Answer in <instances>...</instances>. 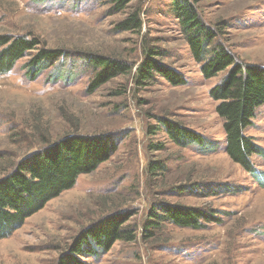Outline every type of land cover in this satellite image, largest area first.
Returning a JSON list of instances; mask_svg holds the SVG:
<instances>
[{"label":"rangeland","instance_id":"rangeland-1","mask_svg":"<svg viewBox=\"0 0 264 264\" xmlns=\"http://www.w3.org/2000/svg\"><path fill=\"white\" fill-rule=\"evenodd\" d=\"M195 2L206 23L226 26L222 42L238 63L264 68V0ZM134 10L139 32L117 31ZM5 35L32 38L38 46L0 75V180L29 156L72 136L109 135L116 150L0 238V264H58L81 231L122 212L128 215L123 227L135 240L117 241L104 254L81 256L82 262L264 264V156L251 157L254 175L227 156L217 102L209 97L224 74L203 78L170 0H132L120 11L110 0H0V37ZM145 45L163 50L158 60L185 85L158 76L135 83ZM36 50H61L65 58L29 67ZM90 54L114 56L130 72L90 92ZM255 112L245 133L264 152V108ZM158 118L192 131L201 145L174 144ZM155 163L161 168L153 169ZM162 204L205 211L217 222L197 230L178 227L159 210L162 217L152 225L151 213Z\"/></svg>","mask_w":264,"mask_h":264},{"label":"trees","instance_id":"trees-1","mask_svg":"<svg viewBox=\"0 0 264 264\" xmlns=\"http://www.w3.org/2000/svg\"><path fill=\"white\" fill-rule=\"evenodd\" d=\"M131 1L110 0L117 11L123 10ZM170 1L179 34L183 37L192 59L201 63L200 72L203 78L210 79L219 73L224 74L221 82L209 91V97L217 102L215 113L222 120L224 151L233 163L254 175L251 157L255 154L263 157L264 152L245 131L251 126L257 108H264V68L238 63L235 55L222 42L226 26L220 23H206L196 7L195 0ZM138 14L135 10L130 12L117 24V31L139 32L141 21ZM36 46L38 43L32 38L1 36L0 48H3L0 50V75L7 74L17 60L36 49ZM164 56L163 50H154L145 45L144 59L132 77L135 83L151 82L154 76H158L172 86L185 85V80L180 74L162 65L158 60ZM85 57L93 63L95 69L88 86L90 92L116 76L130 72L127 65L114 56L90 54ZM61 58H65L61 50H36L35 55H31L28 66L40 63V67H43ZM158 120L161 129L174 144H196L197 147L201 145L200 137L177 122L165 118ZM150 127V134H156ZM115 150L111 136L98 134L72 136L43 152L29 156L11 176L0 180V238L11 235L24 219L62 192L74 187L79 175L95 171ZM158 166L159 164L155 163L152 168L156 169ZM191 186H184L183 189L191 191ZM159 210L171 224L178 227L197 230L203 229L205 224L217 222V218L205 211L162 204L151 213L154 218L152 225L158 224L157 220L162 217ZM123 213L108 215L81 231L67 253L60 256L58 264H85L80 260L81 256L95 257L97 254L108 252L117 241L135 240L133 233L123 227L128 216Z\"/></svg>","mask_w":264,"mask_h":264}]
</instances>
